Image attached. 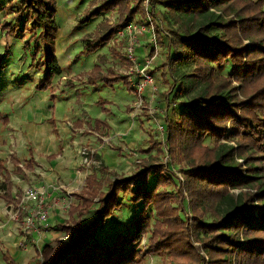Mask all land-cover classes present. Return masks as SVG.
Segmentation results:
<instances>
[{
	"label": "trees",
	"instance_id": "1",
	"mask_svg": "<svg viewBox=\"0 0 264 264\" xmlns=\"http://www.w3.org/2000/svg\"><path fill=\"white\" fill-rule=\"evenodd\" d=\"M144 2L104 0L89 11L78 22L81 27L114 10L119 16L105 33L86 42L85 53L96 54L137 16L154 19L157 2L149 0L147 8ZM157 4L165 7L169 27L168 36L155 29L166 51L162 78L171 77L177 85L171 103L168 94L163 101L170 107L180 99L185 108L177 121L167 120L181 178L163 164L162 145L153 139L145 150L149 155L137 162L140 169L127 178L102 164L101 177L93 171L73 193L72 219L50 226L60 237L37 249L30 264H145L149 256L164 255L169 264H264V0ZM7 7L14 21L0 23V30L24 41L31 65L43 70L35 90L52 91L53 80L63 74L56 57L57 0H10ZM101 72L99 64L93 66L86 82L110 88L122 82L133 90L126 77ZM0 122L8 123L1 112ZM50 123L57 134L54 116ZM94 123L108 126L100 119ZM33 149L29 143L23 168L11 158L17 173L32 168ZM4 163L0 160V170ZM12 190L9 177L0 182V198L8 204ZM131 206L139 211L129 227L113 244H102L99 233ZM0 257L4 264H17L3 247Z\"/></svg>",
	"mask_w": 264,
	"mask_h": 264
},
{
	"label": "rangeland",
	"instance_id": "2",
	"mask_svg": "<svg viewBox=\"0 0 264 264\" xmlns=\"http://www.w3.org/2000/svg\"><path fill=\"white\" fill-rule=\"evenodd\" d=\"M9 1L0 0L5 6L0 9V23L14 21V15L7 7ZM103 1L57 0L56 19L60 32L57 35L56 57L63 69V74L55 77L51 88L57 101L55 123L57 112L60 120L57 124V138L51 132L48 136L50 141L39 146L32 137V131L27 133L20 130L18 133L14 132L5 144L0 142V157L7 158L6 168L14 185L11 204L0 198V247L9 250L17 264H29L35 255V249H41L45 243H51L60 237L61 233L50 230V226L54 222L72 219L69 210L77 202L72 195L84 187L87 175L95 171L101 177L102 164L124 178L138 171L140 168L137 162L149 155L145 150L150 140L156 138L158 120L165 118L175 122L185 109L179 103L173 110L165 107L163 97L168 94L171 103V98H175L177 85L171 77L162 78L160 64L166 58V51L161 46L149 68L155 85L145 91L144 110L139 115L135 109L139 101L138 95L134 90L129 91L122 82L115 84L113 88L101 81L95 86L86 82L87 73L98 64L102 69L101 75L109 77L115 75L127 78L126 73L132 67L124 52L127 37L116 44L118 33L96 54L87 55L84 51L86 42L105 33L119 16L114 10L81 27L78 22ZM154 2L159 3L160 0ZM157 3H154V19L152 15L147 16V19L137 16L130 22L147 27L146 32L137 36L140 43L141 40L146 42V55L142 58L137 51L140 44L136 45L138 63H145L152 57L149 44L152 30L157 27H163L165 30L169 28L164 20L166 9ZM23 44L24 41L12 36L7 37L0 30V91L4 92L3 95L12 94V104L16 109L20 107V112L28 118L27 127H35L36 124L38 129H41L42 118L47 110V99L42 92L40 95L36 94L39 92H35V86L43 76V70L36 69L35 64L31 65V54L24 52ZM69 79L72 85H67ZM99 100L102 103H98ZM181 100L183 102V99ZM148 108L152 109L153 114L149 113ZM99 117L104 119L107 127L102 124L95 125L94 120ZM79 122L83 126H80ZM28 140L33 142L36 149L35 170H25L24 176L18 175L10 159L15 157L20 167H24L28 159ZM205 143L213 146L209 139ZM59 145L62 152L52 161L49 154H56ZM169 149L172 151L170 144ZM152 154L155 152L152 151ZM163 156L164 154L162 161ZM167 166L181 178L182 167L173 151L172 163ZM167 189L175 191L174 187ZM138 211L137 206L123 207L117 218L99 233L98 240L102 244H113L117 234L129 227L131 218ZM25 234L32 238L27 239ZM146 242L147 240H144L143 244ZM169 263L170 260L164 255L149 256L145 264ZM0 264H4L1 257Z\"/></svg>",
	"mask_w": 264,
	"mask_h": 264
},
{
	"label": "built area",
	"instance_id": "3",
	"mask_svg": "<svg viewBox=\"0 0 264 264\" xmlns=\"http://www.w3.org/2000/svg\"><path fill=\"white\" fill-rule=\"evenodd\" d=\"M149 0H145L144 5L147 8ZM165 33V35L168 36L167 30H165L163 27L162 29ZM147 31V27L143 24H129L125 29L118 32L116 37V44H118L120 41H122V38L125 36L127 37V45L126 48H124V52L126 54V57L128 58L129 62L131 63L132 67L128 70L126 73L128 80L131 82L133 90L136 92V95L139 97V101L135 106V109L137 111V114H141L144 110V96L145 91L148 88L154 87L155 80L153 78V75L151 71L149 70L151 62L155 59V56L159 52L158 50L161 49L159 42H158V36L156 35L155 29L152 30L150 34V51L154 53V55L145 61V63H138L137 60V51H136V45L140 44V41L138 39V35L144 33ZM118 41V43H117ZM177 103H180V99L176 100V103L172 104L169 108L170 110L175 109L177 106ZM146 108V107H145ZM150 110V114H153L152 109L148 108ZM158 126H157V135L155 140H158L161 145L162 149L164 151L163 156V164L164 165H170L172 163V151L169 149V137H168V130H167V119L163 118L162 121L158 120ZM85 152H83L84 154ZM87 161V158H86ZM30 192V191H29ZM27 192V194H29Z\"/></svg>",
	"mask_w": 264,
	"mask_h": 264
},
{
	"label": "crops",
	"instance_id": "4",
	"mask_svg": "<svg viewBox=\"0 0 264 264\" xmlns=\"http://www.w3.org/2000/svg\"><path fill=\"white\" fill-rule=\"evenodd\" d=\"M59 32H60V30H59ZM146 38V37H145ZM146 42L143 40H141V43H140V47L137 49V51L138 52H140V56H141V58L142 57H145V55H146V51H145V44ZM139 57V56H138ZM140 61H142V60H140ZM142 63V62H141ZM140 63V64H141ZM68 83V82H67ZM72 83V82H71ZM67 85H72V84H67ZM96 85V84H95ZM94 85V86H95ZM36 87V86H35ZM35 92H36V90H35ZM37 92H39V91H37ZM42 93H44L45 95H44V97H45V99H47V102H46V106H47V110H46V114L44 115V117L42 118V125L41 126H43V128H41V129H38V126L35 124V127L34 126H32V127H27V125L29 124V121H28V118L24 115V114H22L21 112H20V107H18L17 109L15 108V105H13L12 103H13V99L14 98H12V94H10V93H8L7 95H3V91H0V112L1 113H3V115H5V116H7V118H8V123L7 124H4V123H1L0 122V142H2V144H5L6 143V141H7V139L14 133V132H20V130H24V131H26L27 133L28 132H31L32 131V137L34 138V141H36V143L39 145V146H42V145H44L45 143H48L50 140H49V135L51 134V132H52V134H53V136L55 137V138H57V135H58V132H57V134H55L54 132H53V126H51V123H50V119H51V117L52 116H54V118H55V108H56V106H57V101H56V99H55V101H53L52 100V95H53V97H54V94H53V90L52 91H49V90H47V91H41ZM41 92H39V93H36L37 95H40V93ZM4 96V97H3ZM33 96L34 97H36L34 94H33ZM56 98V97H55ZM18 100H20V99H18ZM12 104V105H11ZM97 119H100V120H104V119H102V118H97ZM96 120V119H95ZM58 123H60V120H59V118H58V112H57V119H56V123H55V126H57V128H58V130H59V126L57 125ZM81 125H82V123H81ZM83 126V125H82ZM17 132V133H18ZM29 142H28V146H27V155H28V158L30 157V155L28 154V148H29V143H31V145H32V147L34 148V144H33V142L31 141V140H28ZM5 146H3V148H4ZM1 148H2V146H1V144H0V152H1ZM35 148L33 149V157H34V163H33V165H32V168L31 169H29L30 171H34L35 169H34V166L36 165V160H35V155H34V153H35ZM60 152H62V147L59 145V147H58V152L56 153V154H49V157L51 156V155H56V158H54V159H51L52 161L53 160H56L57 159V157H58V155H59V153ZM6 157H4V158H1L0 157V160H2V161H4L5 163H4V168L3 169H1L0 170V172H1V174H2V180H0V182H3L5 179H7L8 177L10 178V181H11V177H10V175H9V172H8V170H7V168H6V163H7V161H6ZM28 160V159H27ZM10 161H11V159H10ZM11 163H12V165L14 166V168H15V165H14V163L11 161ZM28 163V162H27ZM26 164V163H25ZM24 164V165H25ZM16 169V168H15ZM14 169V170H15ZM25 170H27V171H29L28 169H23V174H20V175H25ZM15 172H16V174H18L19 175V173H17V171L15 170ZM12 182V181H11ZM12 185H13V183H12ZM14 186V185H13ZM13 191V190H12ZM12 193V192H11ZM56 232V231H55ZM58 233V232H57ZM60 233V232H59ZM32 238V236L31 237H29L28 239L30 240ZM59 238V237H58ZM55 239H57V238H55ZM54 239V240H55ZM54 240H53V242H54ZM52 243V242H51ZM46 244H48V243H45V245ZM44 245V246H45ZM43 248V247H42ZM41 248V249H42ZM40 249V250H41ZM36 250L37 249H35V253H36ZM9 251V250H8ZM10 253V252H9ZM12 257V256H11ZM34 257H35V255H34ZM34 257H32V258H34ZM31 258V259H32ZM14 259V258H13ZM30 262H31V260H30ZM30 262H29V264H30Z\"/></svg>",
	"mask_w": 264,
	"mask_h": 264
}]
</instances>
